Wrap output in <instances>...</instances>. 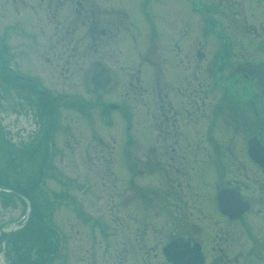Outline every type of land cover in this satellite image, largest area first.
<instances>
[{
  "label": "flooded vegetation",
  "instance_id": "1",
  "mask_svg": "<svg viewBox=\"0 0 264 264\" xmlns=\"http://www.w3.org/2000/svg\"><path fill=\"white\" fill-rule=\"evenodd\" d=\"M7 1L22 6L24 48L33 20L57 35L53 47L79 28L125 46L92 69L105 80L97 99L118 87L101 108L127 121L121 163L131 187L105 198L113 214L97 217L100 241L112 222L126 229L116 257L129 264H264V0H252L263 8L252 17L249 0ZM189 23L207 25L217 47L177 42Z\"/></svg>",
  "mask_w": 264,
  "mask_h": 264
},
{
  "label": "rangeland",
  "instance_id": "2",
  "mask_svg": "<svg viewBox=\"0 0 264 264\" xmlns=\"http://www.w3.org/2000/svg\"><path fill=\"white\" fill-rule=\"evenodd\" d=\"M259 4L261 2L248 1L249 17L263 14L264 7L258 9ZM11 5L7 0H0V39L5 38L9 49V52H4L0 44V59L4 66L7 65L0 76V118L6 135L16 146H23L25 142L31 151L40 137L45 142L41 153L37 151L33 166L38 169L46 159L43 166L46 186L63 197L61 204H56L50 221L62 237L60 256L52 264H129L123 258L125 254L116 257L117 249L121 250L116 241L120 235H124L119 229L126 230L125 227L118 228L111 222L106 239L104 236L100 241L97 220L99 216L108 219L113 214L111 204L103 209L106 197L114 195L115 198V193L123 189H127L128 193L131 188L127 183L128 173L121 163L129 159L122 153L121 146L126 140L127 121L119 110L105 108L104 111L101 108L115 102L117 85L114 83L110 94L103 99H97L90 83V75L94 73L92 69L101 60V53H114L115 49L125 46L120 44L122 40L114 37L97 35L90 39L84 34V29L79 28L67 40H60V44L53 47L57 35L53 33L51 39L47 25L43 26L42 21L29 20L24 48L23 36L15 30L17 21L22 19V6L18 5L20 11H16ZM207 27L203 24H186L185 29L182 28L181 39H176V36L174 39L185 43L186 48L195 47L198 40L202 47H217L215 37L205 35ZM239 33L235 42L236 48L241 49L246 40L241 31ZM66 43L69 45L66 46ZM130 44L135 46L132 41ZM136 46L146 48L153 46V43L152 40L139 39ZM109 57L113 59V56ZM111 71L112 74L116 73L115 70ZM24 77L32 78L39 86H34ZM43 90L50 92L54 99L46 97ZM136 99H140V96ZM130 109L135 110L133 104ZM132 110L126 112L130 114L134 112ZM143 126L139 124V127ZM5 150V146L0 145V170L7 155ZM100 154L104 155L107 165L98 163L96 157ZM38 175L33 177L38 179ZM41 195L45 196L43 193ZM4 198L0 196V264H7L1 252L2 247L5 249L7 245L3 233L10 232L25 221L28 212L27 202L25 204L19 198ZM85 214H90V221L86 220Z\"/></svg>",
  "mask_w": 264,
  "mask_h": 264
},
{
  "label": "trees",
  "instance_id": "3",
  "mask_svg": "<svg viewBox=\"0 0 264 264\" xmlns=\"http://www.w3.org/2000/svg\"><path fill=\"white\" fill-rule=\"evenodd\" d=\"M5 68L0 59V76ZM1 123L0 118V141L2 142L0 145L5 146L7 155L2 164L3 168L0 170V188L22 194L31 206V214L27 222L12 232L5 231L2 235L5 239L8 238L5 246L8 264H52L60 256L62 238L57 227L50 221L56 204H61L63 197L44 188L47 187L44 178L46 174L43 171L46 159L38 169L37 166H33V160L36 159L38 152L41 153L44 141L40 137L31 151L28 150L30 146L25 142L23 146L22 144L16 146L6 135ZM33 143L34 141L32 145ZM0 157H2L1 151ZM48 165H45L46 168ZM37 173L38 179H35L33 176ZM0 196L3 199L4 197L19 198L26 204L25 199L9 191H0Z\"/></svg>",
  "mask_w": 264,
  "mask_h": 264
},
{
  "label": "water",
  "instance_id": "4",
  "mask_svg": "<svg viewBox=\"0 0 264 264\" xmlns=\"http://www.w3.org/2000/svg\"><path fill=\"white\" fill-rule=\"evenodd\" d=\"M99 68H96L94 73L91 75L90 77V83L93 85L92 89L95 90V91H98L100 87H102L105 83V80L104 78L102 77V73L100 72ZM95 82V84H94ZM2 190V189H0ZM9 191V190H8ZM30 214V207H29V204H28V212H27V216H29ZM15 228H13L14 230ZM2 255L6 261V257H5V253L4 251L2 250ZM7 263V262H6Z\"/></svg>",
  "mask_w": 264,
  "mask_h": 264
}]
</instances>
